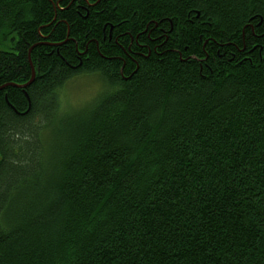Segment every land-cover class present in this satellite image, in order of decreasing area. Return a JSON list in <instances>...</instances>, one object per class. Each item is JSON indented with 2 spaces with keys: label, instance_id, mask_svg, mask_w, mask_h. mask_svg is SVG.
<instances>
[{
  "label": "trees",
  "instance_id": "obj_1",
  "mask_svg": "<svg viewBox=\"0 0 264 264\" xmlns=\"http://www.w3.org/2000/svg\"><path fill=\"white\" fill-rule=\"evenodd\" d=\"M2 86L0 264H264V0H0Z\"/></svg>",
  "mask_w": 264,
  "mask_h": 264
},
{
  "label": "rangeland",
  "instance_id": "obj_2",
  "mask_svg": "<svg viewBox=\"0 0 264 264\" xmlns=\"http://www.w3.org/2000/svg\"><path fill=\"white\" fill-rule=\"evenodd\" d=\"M101 88L102 83L95 74L84 73L74 76L58 91L59 115L62 117L76 115L96 97Z\"/></svg>",
  "mask_w": 264,
  "mask_h": 264
},
{
  "label": "water",
  "instance_id": "obj_3",
  "mask_svg": "<svg viewBox=\"0 0 264 264\" xmlns=\"http://www.w3.org/2000/svg\"><path fill=\"white\" fill-rule=\"evenodd\" d=\"M37 45H34L32 47H30L29 51H28V61H29V64L31 65L30 63V52L33 48H35ZM32 67V66H31ZM34 77H35V72L33 70V68H31V78L29 79V81L23 85H11L13 87H16V88H19V89H22L24 90L25 88H27L33 81H34ZM4 87H0V90H2ZM27 97V96H26Z\"/></svg>",
  "mask_w": 264,
  "mask_h": 264
}]
</instances>
